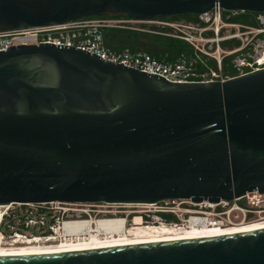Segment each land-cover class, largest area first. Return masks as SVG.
Masks as SVG:
<instances>
[{"label":"water","instance_id":"95a60500","mask_svg":"<svg viewBox=\"0 0 264 264\" xmlns=\"http://www.w3.org/2000/svg\"><path fill=\"white\" fill-rule=\"evenodd\" d=\"M214 10L264 14V0H0V30ZM254 191L264 194V69L173 83L65 45L0 51V206L218 203ZM0 264H264V230Z\"/></svg>","mask_w":264,"mask_h":264},{"label":"built area","instance_id":"2783aa9c","mask_svg":"<svg viewBox=\"0 0 264 264\" xmlns=\"http://www.w3.org/2000/svg\"><path fill=\"white\" fill-rule=\"evenodd\" d=\"M113 14L115 13L84 17L49 26L0 30V51H6L8 47L18 45L38 46L44 43H50L56 47L65 45L95 55L106 62L119 64L149 75H156L173 83L224 81L264 69V14H257L260 26L247 32L244 35V40L237 33L220 36L221 10H214L209 14L199 16L200 20L204 21V23L202 22L204 26H201V23L197 24L199 36L196 38L186 35L173 24L161 19L142 21L125 15L115 16ZM210 20L217 24L213 29L214 38L205 36V31L208 30L207 23ZM151 26L170 27L180 35L153 32L149 29ZM112 32L155 33L160 36L179 38L186 42L191 50L193 47L196 49L193 53H199L200 56L202 54L215 60L216 69L199 67L195 56L180 54L173 59L168 60L164 57L158 60L141 50L111 46L108 39ZM238 39L240 42L238 41L237 47L231 50L222 48V42L237 41ZM198 40L205 44H203L202 51V45L195 44ZM208 43H215L216 49L214 50V47L209 49ZM214 51L217 56L211 58L209 54ZM232 54H236L230 60V67L234 71V75L227 76L222 72V60ZM65 205L69 204L45 202L13 203L5 206L6 212L0 221V244L48 242L55 238L57 236L55 235L56 229L65 222L77 221L69 216ZM146 206L154 208L156 214L147 221H143L140 217L136 222L134 218L130 226L127 227V231L137 227H166L171 231L187 232L193 228L225 229L264 221V194L256 191L246 193L231 201L220 200L218 203L167 200ZM64 217L70 219H64Z\"/></svg>","mask_w":264,"mask_h":264},{"label":"bare ground","instance_id":"6f19581e","mask_svg":"<svg viewBox=\"0 0 264 264\" xmlns=\"http://www.w3.org/2000/svg\"><path fill=\"white\" fill-rule=\"evenodd\" d=\"M5 206H0L4 209ZM4 213L0 210V221ZM135 221H139L135 218ZM123 219L77 220L65 222L56 229L57 235L48 242L0 244V256L39 255L101 249L123 245L166 242L184 239L208 238L228 234L264 230V221L233 228L196 229L171 231L166 227L132 228L126 230Z\"/></svg>","mask_w":264,"mask_h":264},{"label":"rangeland","instance_id":"374dc122","mask_svg":"<svg viewBox=\"0 0 264 264\" xmlns=\"http://www.w3.org/2000/svg\"><path fill=\"white\" fill-rule=\"evenodd\" d=\"M237 18L238 22H234L231 24V22H227L229 17L221 19L220 23V36L223 35H228V34H239L241 36V39L244 40V35H246L247 32H249L252 29L258 28L259 21L257 19V14H232L231 18ZM233 18V19H234ZM163 21H167L171 24L174 25L178 30L184 32L186 35L191 36V37H198L199 36V30L197 28V24L199 23H204V21L200 20L198 16V20L193 21L191 19H188L184 17L183 15L181 16H173L170 18H164L161 19ZM208 30L205 31V36L207 38H214L215 34L213 32V29L217 24L213 22L212 20L207 23ZM122 35L121 32H116L114 35L110 36V40L116 43L117 41V46L118 47H135L134 43L130 42H125V40H118L120 36ZM237 41L240 42L238 39ZM200 43L201 46V51L203 50V46L205 45L203 42L198 40L195 42V44ZM110 44V45H113ZM204 44V45H203ZM114 46V45H113ZM240 46V45H239ZM192 47V46H191ZM209 49L214 47V50L216 49V44L215 43H208ZM196 51V49L193 47L192 48V53ZM206 53V52H205ZM222 54V52H220ZM193 56H195V59L199 65V67H204L206 69H213L211 66L208 65L207 59H203L200 54H195L193 53ZM211 58L213 56H217V54L212 52L209 54ZM235 57V56H234ZM234 57H229L228 65H231L230 60L233 59ZM202 59V60H199ZM68 213L69 216H72L71 218L74 220H100V219H123L126 221V227L130 226L132 220L134 218H142L143 221L149 220L153 215L156 214L154 208L146 205H106V204H69L64 206ZM3 213L6 212V209H0ZM10 209L8 210V212ZM70 219L69 217H64V219ZM34 233H38L37 231H33Z\"/></svg>","mask_w":264,"mask_h":264},{"label":"trees","instance_id":"16d2710c","mask_svg":"<svg viewBox=\"0 0 264 264\" xmlns=\"http://www.w3.org/2000/svg\"><path fill=\"white\" fill-rule=\"evenodd\" d=\"M241 14V13H239ZM243 14H249V13H243ZM115 16H123L120 14H113ZM232 13L230 12H224L222 11V16L223 18L229 17L227 22H231V23H236L238 22L237 18H231ZM184 17L191 19L193 21L198 20V15H193V14H187V15H183ZM201 26H204L203 23L200 24ZM151 31L153 32H162V33H170V34H176V35H180L178 32H175V30L173 28L170 27H165V28H160V27H155V26H151L149 28ZM114 33L116 32H112L110 34L114 35ZM122 35L120 36V38L118 40H125V42H130V43H134L135 47H129L131 49L134 50H141L144 52H147L148 54H150L152 57L160 60L164 57H166V59H173L177 56H179L180 54H185L187 56H193L192 50L190 48V46L184 42L183 40L179 39V38H174V37H166V36H160L158 34L155 33H142V32H121ZM110 38V37H109ZM108 43L109 44H113V42L108 39ZM118 42V41H117ZM116 42V43H117ZM114 42V47L117 48H121L118 47L117 44ZM111 45V46H113ZM222 48L223 49H233L235 47L238 46V41H227V42H222ZM203 59H207V56L202 55ZM236 56V54H232L230 56L224 57L222 60V72L227 75V76H233L234 75V71L232 70V68L228 65V61H229V57H234ZM208 65L211 66L212 68L216 69V61L213 59L208 58L207 61Z\"/></svg>","mask_w":264,"mask_h":264}]
</instances>
